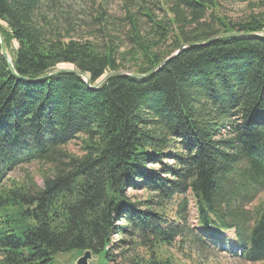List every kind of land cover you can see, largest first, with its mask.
<instances>
[{"label": "trees", "instance_id": "obj_1", "mask_svg": "<svg viewBox=\"0 0 264 264\" xmlns=\"http://www.w3.org/2000/svg\"><path fill=\"white\" fill-rule=\"evenodd\" d=\"M166 2L163 21L141 7L147 29L130 21L122 51L102 14L84 26L78 0H0L16 74L0 49V264L85 251L99 264H179L161 254L176 242L264 263V200L250 208L264 193V0ZM229 4L247 12L233 21ZM221 34L242 37L204 45ZM61 64L92 87L110 76L97 89L76 74L49 77ZM32 163L50 168L41 187L9 179ZM132 245L145 257L115 253Z\"/></svg>", "mask_w": 264, "mask_h": 264}, {"label": "rangeland", "instance_id": "obj_2", "mask_svg": "<svg viewBox=\"0 0 264 264\" xmlns=\"http://www.w3.org/2000/svg\"><path fill=\"white\" fill-rule=\"evenodd\" d=\"M256 1V0H254ZM264 3V2H263ZM78 5L82 8L83 13H87V21H84V26L93 27L95 21L94 18L97 17L98 13L102 14V19H104V31L112 36L116 37L115 41L118 42L120 50H126L127 44L125 43L124 37L130 35V21H136L139 31L141 34H144L147 29L148 20L142 16L141 7H148L149 11L152 13L155 19L159 21L166 20L169 17L167 11V2L166 0H78ZM247 12L245 4H229L225 5L224 13L230 17L233 21H238L244 14ZM85 20V19H84ZM1 26L5 27L3 23H0ZM93 32V29H88ZM101 33H99L100 35ZM87 36V35H84ZM17 44L13 43V48H16ZM6 49V48H5ZM8 51L6 50V53ZM10 58L12 54L7 53ZM58 69H73L72 66L68 64L58 65ZM79 145L80 143L77 140L69 143L65 150L71 155H79ZM170 163V161H168ZM157 166L154 167L156 169ZM49 172L50 168L48 165L43 163H32L28 165H23L18 167L12 173H9V179L15 182H21L26 176H30L34 179L38 187L42 186V180L39 176L40 171ZM128 195H132L133 199L138 201L146 200L148 194L145 191H135L132 189L127 190ZM264 200V193L260 194L255 201L250 205V208H253L255 205ZM177 201H172L168 205L170 207L169 213H174L176 208ZM172 206V207H171ZM186 214L188 215L189 223L195 224V215L192 209L191 201L189 202L188 208L186 209ZM192 224V225H193ZM232 231H228L227 235L232 236ZM112 239H116L113 237ZM192 241V238L190 237ZM182 247V248H180ZM213 248H204L199 250L198 247L192 246V249L189 248L187 244L177 245L174 244L172 247L161 251L162 258L175 259L179 264H250L239 258H231L225 251L217 250V247L210 246ZM136 246H126L121 250L116 251V254H119L120 251H125L123 257H145L144 254H141L137 250ZM196 250V251H194ZM77 253L72 252L67 255H59L56 257V263L58 264H75L77 259ZM173 259V261H175ZM58 261V262H57ZM120 261V259H118ZM175 261V262H176ZM89 264H99V259L92 258V262ZM177 264V263H176ZM264 264V263H261Z\"/></svg>", "mask_w": 264, "mask_h": 264}, {"label": "water", "instance_id": "obj_3", "mask_svg": "<svg viewBox=\"0 0 264 264\" xmlns=\"http://www.w3.org/2000/svg\"><path fill=\"white\" fill-rule=\"evenodd\" d=\"M235 36L242 37L241 34H221V35H217V36H214V37L208 39L207 41L204 42V45L211 43L212 41L216 40L217 38H226V37H235ZM193 46H195V45L194 44L183 45L177 52H175L172 56H170V58L176 56L178 53H180L185 48H191ZM0 49H1V55L6 60V62L8 64V67L14 73V75H16L15 72H14V69L12 67L11 61L8 58L7 54H6V50H5L1 35H0ZM168 60L169 59H167L164 63H162V64L158 65L157 67H155L148 75H151L154 72H156ZM60 73H72V74H76V75L82 76L85 79V83L87 84V86H89V88H91V89H97L108 78V76H110V75L104 76L96 85H94L92 87V86L89 85V81H88L86 75L80 74V73L74 71L73 69H58L56 72H54L51 75H49V77L57 75V74H60ZM111 75H117V76L118 75L119 76L125 75V76H130V77L135 78V79H142V78H145V77L148 76V75L141 76V75H137V74H133V73H122V72L111 73ZM43 78H45V77H43ZM43 78L40 77V78H38L36 80H40V79H43ZM90 262H92V254L89 251H85L76 259L75 264H89Z\"/></svg>", "mask_w": 264, "mask_h": 264}, {"label": "bare ground", "instance_id": "obj_4", "mask_svg": "<svg viewBox=\"0 0 264 264\" xmlns=\"http://www.w3.org/2000/svg\"><path fill=\"white\" fill-rule=\"evenodd\" d=\"M0 25H1V24H0ZM1 38H2V37H1ZM2 41H3V40H2ZM3 44H4V43H3ZM4 47H5V46H4ZM5 50H6V49H5ZM7 53H8V52H7ZM7 53H6V54H7ZM9 53H10V52H9ZM7 56H8V55H7ZM8 58H9V57H8ZM9 59H10V58H9ZM10 61H11V60H10ZM11 64H12V63H11ZM12 67H13V66H12ZM56 71H57V70H56ZM56 71H55V72H56ZM243 207H244V206H243ZM169 214H170V213H169ZM177 241H178V240H177ZM204 248H206V247H204ZM206 249H208V248H206ZM209 249L212 250L210 246H209Z\"/></svg>", "mask_w": 264, "mask_h": 264}]
</instances>
